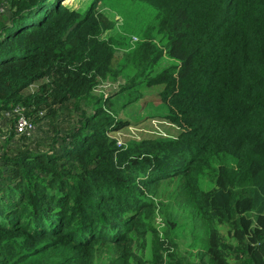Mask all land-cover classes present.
Here are the masks:
<instances>
[{
  "label": "trees",
  "instance_id": "1",
  "mask_svg": "<svg viewBox=\"0 0 264 264\" xmlns=\"http://www.w3.org/2000/svg\"><path fill=\"white\" fill-rule=\"evenodd\" d=\"M98 2L0 0V115L53 132L0 127V264H264V0H117L107 36ZM146 87L178 131L123 144Z\"/></svg>",
  "mask_w": 264,
  "mask_h": 264
},
{
  "label": "rangeland",
  "instance_id": "2",
  "mask_svg": "<svg viewBox=\"0 0 264 264\" xmlns=\"http://www.w3.org/2000/svg\"><path fill=\"white\" fill-rule=\"evenodd\" d=\"M68 5L76 9L82 10L89 2L92 0H64ZM117 0H99L97 7L99 13L102 16H106L109 20H114V26L104 32V36L108 34H114L118 25L123 22L121 14L116 11ZM125 9V7H124ZM7 8L5 6H0V11ZM141 30L144 28L141 24ZM134 33L132 34L133 39H137V35L133 29ZM129 34V35H130ZM172 59L170 57L162 56L159 62L158 67L155 71L160 69L163 66H166ZM102 92L109 93L111 90H115V86L110 85L109 80H105L98 85ZM157 88L155 87H146L142 89V96L136 98L133 101H128L126 95L119 96L114 102V110L117 112L116 115L128 119V124L117 131H115V136L118 137L120 142L126 144L130 141L141 140L143 138H150L155 136H169L177 133L178 129L171 123L165 121L163 114L166 112V105L161 101V98L157 94ZM52 118V117H51ZM55 120V118H52ZM10 118L1 115L0 127L6 129ZM52 124L50 123L49 117H43L41 121L34 123V128L28 132L23 133L28 139L18 140L17 138L21 135L16 133L14 129V140L15 144L12 143L11 146L20 144L22 142L31 143V144H46L53 135V132L50 130ZM62 129V126L60 127ZM1 148V144H0ZM2 149H0V152ZM183 221L186 219H178ZM161 224L163 221L160 218H156L155 225L159 231L162 230Z\"/></svg>",
  "mask_w": 264,
  "mask_h": 264
},
{
  "label": "built area",
  "instance_id": "3",
  "mask_svg": "<svg viewBox=\"0 0 264 264\" xmlns=\"http://www.w3.org/2000/svg\"><path fill=\"white\" fill-rule=\"evenodd\" d=\"M1 115L14 119V128L16 133L23 134L34 128V122L26 115L25 109L22 105H16L8 110L1 112ZM0 115V119H1Z\"/></svg>",
  "mask_w": 264,
  "mask_h": 264
}]
</instances>
